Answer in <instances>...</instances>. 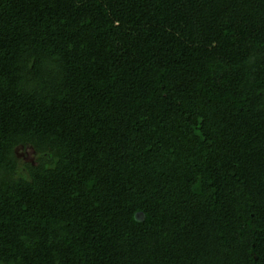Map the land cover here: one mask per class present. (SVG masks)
<instances>
[{
	"label": "trees",
	"instance_id": "obj_1",
	"mask_svg": "<svg viewBox=\"0 0 264 264\" xmlns=\"http://www.w3.org/2000/svg\"><path fill=\"white\" fill-rule=\"evenodd\" d=\"M0 264H264V0H0Z\"/></svg>",
	"mask_w": 264,
	"mask_h": 264
},
{
	"label": "rangeland",
	"instance_id": "obj_2",
	"mask_svg": "<svg viewBox=\"0 0 264 264\" xmlns=\"http://www.w3.org/2000/svg\"><path fill=\"white\" fill-rule=\"evenodd\" d=\"M18 156L22 161L32 162L35 158V152L32 149L19 148L17 150Z\"/></svg>",
	"mask_w": 264,
	"mask_h": 264
}]
</instances>
